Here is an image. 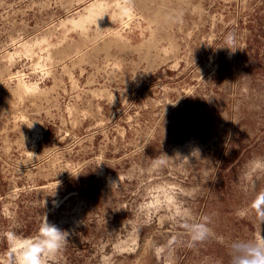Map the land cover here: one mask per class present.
Masks as SVG:
<instances>
[{
	"label": "rangeland",
	"instance_id": "rangeland-1",
	"mask_svg": "<svg viewBox=\"0 0 264 264\" xmlns=\"http://www.w3.org/2000/svg\"><path fill=\"white\" fill-rule=\"evenodd\" d=\"M92 1L0 0V264L4 234L45 218L69 232L48 264H231L264 236V170L245 176L264 158V0H98L102 23H65Z\"/></svg>",
	"mask_w": 264,
	"mask_h": 264
},
{
	"label": "clouds",
	"instance_id": "clouds-1",
	"mask_svg": "<svg viewBox=\"0 0 264 264\" xmlns=\"http://www.w3.org/2000/svg\"><path fill=\"white\" fill-rule=\"evenodd\" d=\"M232 43L234 36L229 35L225 47L230 49L228 45ZM259 170H264V158L258 157L249 162L245 176L251 179ZM254 206L264 216V193L259 194ZM187 227L193 241L204 240L210 233L205 222H193ZM4 235L8 244L7 260L4 264H48V260L55 257L65 246L69 232L49 223L45 218L36 235L24 236L14 230H9ZM231 249V264H264V236L252 241H233Z\"/></svg>",
	"mask_w": 264,
	"mask_h": 264
},
{
	"label": "bare ground",
	"instance_id": "bare-ground-1",
	"mask_svg": "<svg viewBox=\"0 0 264 264\" xmlns=\"http://www.w3.org/2000/svg\"><path fill=\"white\" fill-rule=\"evenodd\" d=\"M107 4V3H106ZM113 5V4H112ZM106 5H104L103 3H101V2H99L98 0H94V1H92V2H90L88 5H86L85 7H84V14H82V15H78V17L76 18V19H69V20H67V21H65V23L66 22H68V24H70L71 25V27H75V28H81V29H84V27L88 24V23H91V22H97V23H102V18H105L104 17V13H105V9L107 8V7H105ZM116 8V7H115ZM108 9H109V7H108ZM107 10V9H106ZM108 11V10H107ZM113 12V11H112ZM129 11H128V9H126L124 6H117V10L116 11H114L113 13H112V15H110L111 17V19H112V21L114 20V21H119L120 23L121 22H124V21H130L129 20ZM99 18V19H98ZM119 23V24H120ZM125 23V22H124ZM104 24V23H103ZM130 24V23H129ZM64 26V25H63ZM62 26V27H63ZM71 27H69V28H71ZM44 38V37H43ZM41 42L40 43H43L42 41L43 40H40ZM45 41V40H44ZM63 41V40H62ZM38 43V42H37ZM39 43V44H40ZM46 43V42H45ZM45 43H44V46H45ZM33 44H34V42H33ZM38 44V45H39ZM26 45V44H25ZM37 45V44H36ZM37 45V46H38ZM41 45V44H40ZM41 47V46H40ZM40 47H37V49L38 48H40ZM24 48H26V51H27V53L29 52L30 54H32L33 56H35L34 55V51H35V49H33L32 48V46H26V47H24ZM49 48V47H48ZM48 48H46V49H48ZM53 51V50H52ZM64 51V50H63ZM36 52V51H35ZM61 52V51H60ZM53 53V52H52ZM66 53V52H65ZM66 55V54H65ZM64 55V56H65ZM48 56V55H47ZM29 58V57H28ZM33 59H34V61H35V65H37L36 63H37V61H39V60H37V58H35V57H32ZM61 58V57H60ZM39 67V66H38ZM44 68V67H43ZM50 72V71H49ZM18 75H20V73L18 72L17 73ZM19 77V76H18ZM17 80H19V79H17ZM18 82V81H17ZM20 82V81H19ZM20 84V83H19ZM35 85V84H34ZM17 87V86H16ZM20 89H22V90H34L35 89V87L34 86H32V85H28V84H26V83H24V82H22V84L20 85ZM37 90V89H36ZM16 91V90H15ZM41 91H43V90H41ZM17 92V91H16ZM27 92V91H26ZM30 92V91H29ZM18 94V93H17ZM24 95V94H23ZM28 95V94H27ZM22 96V95H21ZM20 96V97H21Z\"/></svg>",
	"mask_w": 264,
	"mask_h": 264
}]
</instances>
